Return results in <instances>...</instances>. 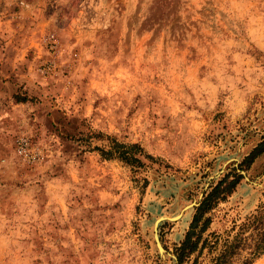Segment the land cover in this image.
I'll use <instances>...</instances> for the list:
<instances>
[{
  "label": "rangeland",
  "instance_id": "374dc122",
  "mask_svg": "<svg viewBox=\"0 0 264 264\" xmlns=\"http://www.w3.org/2000/svg\"><path fill=\"white\" fill-rule=\"evenodd\" d=\"M263 135L264 0H0V264H177L193 207L157 224L163 256L153 220L234 168L181 263L212 264L264 201V153L237 166Z\"/></svg>",
  "mask_w": 264,
  "mask_h": 264
},
{
  "label": "trees",
  "instance_id": "16d2710c",
  "mask_svg": "<svg viewBox=\"0 0 264 264\" xmlns=\"http://www.w3.org/2000/svg\"><path fill=\"white\" fill-rule=\"evenodd\" d=\"M17 101L25 100L24 96H15ZM99 155L104 159L117 158L127 164L140 165L141 162L135 154L142 152L137 143L123 144L115 139L109 140L108 148L95 147ZM264 153V135L242 156L237 163L238 168L247 169L253 161ZM231 169L219 177L208 189L202 194L197 205L194 206L187 229L179 244L174 247L173 253L177 264H181L190 255L195 256L202 252L204 248H211L217 243V239L212 246L208 245L207 236H203L210 223V210L217 202L224 200L234 189L241 175ZM248 231L251 244L248 246V256L240 264H251L255 258L264 253V201L260 202L252 213L245 217L238 230L233 234L230 240H224L220 249L212 259V264H225L228 258L236 250L244 246V233Z\"/></svg>",
  "mask_w": 264,
  "mask_h": 264
},
{
  "label": "water",
  "instance_id": "95a60500",
  "mask_svg": "<svg viewBox=\"0 0 264 264\" xmlns=\"http://www.w3.org/2000/svg\"><path fill=\"white\" fill-rule=\"evenodd\" d=\"M241 174H244L242 171H239ZM199 199V198H198ZM197 205V202L196 201H191L189 204L185 205L181 210H179V212H177V214L173 215V216H165V215H160L158 217H156L154 220H153V223H152V237L154 239V244L156 245L155 248L158 252V254L160 256H163V253H164V250L163 248L161 247L159 241H158V237H157V224L160 222V221H163V220H169V221H175L177 220L182 212L188 208H192L194 206ZM173 257V255H172Z\"/></svg>",
  "mask_w": 264,
  "mask_h": 264
},
{
  "label": "built area",
  "instance_id": "2783aa9c",
  "mask_svg": "<svg viewBox=\"0 0 264 264\" xmlns=\"http://www.w3.org/2000/svg\"><path fill=\"white\" fill-rule=\"evenodd\" d=\"M26 140L24 138H20L19 141H18V152L19 153H23L25 152V146H26Z\"/></svg>",
  "mask_w": 264,
  "mask_h": 264
},
{
  "label": "bare ground",
  "instance_id": "6f19581e",
  "mask_svg": "<svg viewBox=\"0 0 264 264\" xmlns=\"http://www.w3.org/2000/svg\"><path fill=\"white\" fill-rule=\"evenodd\" d=\"M179 217V216H178ZM156 246V245H155Z\"/></svg>",
  "mask_w": 264,
  "mask_h": 264
}]
</instances>
